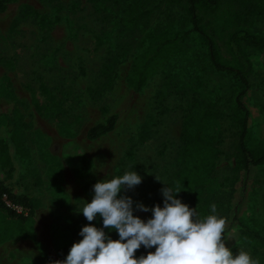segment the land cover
<instances>
[{
    "label": "rangeland",
    "instance_id": "1",
    "mask_svg": "<svg viewBox=\"0 0 264 264\" xmlns=\"http://www.w3.org/2000/svg\"><path fill=\"white\" fill-rule=\"evenodd\" d=\"M118 1L102 6L90 0H12L0 13V86L12 95H0V152L5 145L10 161L0 167V180L14 194L39 202L34 237L16 236L0 243V264H55L64 260L67 255L62 257L59 251L65 247L70 250L82 239L78 233L83 226H102L99 217L88 222L78 213L85 202H91L92 186L102 179L133 169L143 177L142 183L121 195L149 208L162 201L161 189L175 171L187 100L199 97L217 102L238 88L230 77L202 69L206 63L203 52L197 36L190 34L180 52L135 92L127 79L137 51L131 47L141 43V36L127 38L116 26L115 16L129 3ZM180 1L185 0H157L148 8L158 33L183 35L192 29L176 21L182 13ZM203 23L226 56L223 43L236 23L264 36V0H222L220 9L205 15ZM125 46L131 52L120 57L111 86L104 88L102 68L108 57ZM248 54L253 72L245 103L251 112L252 145L264 142V53L248 50ZM168 75L175 77L179 88L173 91L181 94L168 99L171 111L158 119L150 139L133 150L132 142L154 114L156 93ZM200 75L202 82L197 80ZM52 103L60 105L56 114ZM112 116L117 117L113 132L95 141L87 138L91 128L105 124ZM206 129L223 136L214 182L217 214L227 218L230 182L236 176L232 158L235 129L228 120L209 122ZM239 199L237 195L234 201ZM16 213L29 216L23 209ZM209 214L211 208L197 213L200 219ZM238 214L252 228L264 229V166L253 173ZM134 215L146 220L151 212L137 211ZM110 235L118 239L115 232ZM225 238L234 255L248 251L238 246L234 229L227 231L225 226ZM135 255L147 254L141 247Z\"/></svg>",
    "mask_w": 264,
    "mask_h": 264
},
{
    "label": "trees",
    "instance_id": "2",
    "mask_svg": "<svg viewBox=\"0 0 264 264\" xmlns=\"http://www.w3.org/2000/svg\"><path fill=\"white\" fill-rule=\"evenodd\" d=\"M95 5L104 6L112 0H90ZM157 0H129L128 5L115 16L116 26L127 38L141 36V43L131 47L136 49L132 60L127 83L135 92H140L146 85L148 79L156 74L165 62L177 55L185 38L195 34L198 44L203 52L205 65L203 70H211L214 74L230 77L238 88H233L232 95L227 99L219 98L217 102H210L199 97H192L187 100L183 112V120L180 132V144L175 158V171L167 180V186L179 189L178 194L182 203L190 208H196L197 213L209 210L212 204L216 205L215 195V167L216 162L222 156L220 145L223 136L220 133L210 134L206 124L213 121L231 122L235 129V148L232 155L234 161L235 177L230 182L229 204L227 209L226 228L235 230L238 237V246L249 251L259 264H264V229L258 230L249 225V221L240 216L239 209L246 202L247 192L253 173L264 166V142L252 143L249 145L251 135V112L245 103L250 93L249 77L253 72V64L249 57L248 50L264 53V36L252 31L244 24L236 23L233 31L227 35L224 41L225 55L220 50L214 35L207 31V24L203 23L204 16L209 13H216L222 0H185L180 1L182 13L177 22L191 26V30L180 35H170L168 32L158 33L150 22L151 11ZM12 0H0V13H4ZM113 0V4H118ZM121 10V9H119ZM174 21V20H173ZM130 47H122L102 68L104 77V88L112 84V75L116 74V66L120 63V57H127ZM168 62V61H167ZM169 65H167L168 67ZM166 67V68H167ZM200 69V70H202ZM204 79L203 75L197 78ZM160 90L156 93L154 100V114L148 117L142 125L136 140L132 142L134 150L144 145L151 135L152 128L157 126L158 119L166 116L171 107L168 99L173 96H180L181 91H173L178 88L174 76H166ZM203 84V83H202ZM204 86L205 83H204ZM105 90V89H104ZM0 86V95L12 97ZM183 94V93H182ZM223 102L221 103V101ZM53 114L60 110V105L52 103ZM117 124V117H110L105 124H99L91 128L87 138L91 141L98 140L113 132ZM19 133V131H18ZM20 141L17 147L20 148ZM0 152V167L8 166L10 163L7 150L4 145ZM239 195V201H234ZM8 204L10 206H8ZM39 202L35 199H28L26 196L17 195L0 180V243L18 236L24 239L33 238L34 214ZM154 205H163L162 201H155ZM13 207H20L29 212L28 217L17 214ZM149 249L147 251H154ZM143 249V253L147 254ZM69 252L65 247L59 251L62 257Z\"/></svg>",
    "mask_w": 264,
    "mask_h": 264
},
{
    "label": "clouds",
    "instance_id": "3",
    "mask_svg": "<svg viewBox=\"0 0 264 264\" xmlns=\"http://www.w3.org/2000/svg\"><path fill=\"white\" fill-rule=\"evenodd\" d=\"M142 180L132 169L96 182L91 202H85L78 213L88 222L99 217L102 226H83L78 233L82 239L73 243L66 258L55 264H259L248 251L234 255L226 247V218L217 214L215 204L211 205L212 214L200 219L196 208L177 198L181 191L164 183L162 206L149 208L134 202L131 196L121 195ZM137 211L151 212V217L141 219L134 215ZM112 232L118 239L111 238ZM141 247L155 250L137 257Z\"/></svg>",
    "mask_w": 264,
    "mask_h": 264
},
{
    "label": "built area",
    "instance_id": "4",
    "mask_svg": "<svg viewBox=\"0 0 264 264\" xmlns=\"http://www.w3.org/2000/svg\"><path fill=\"white\" fill-rule=\"evenodd\" d=\"M8 206H10V205L8 204ZM13 209L16 210L17 212H22V209L19 207H13Z\"/></svg>",
    "mask_w": 264,
    "mask_h": 264
}]
</instances>
